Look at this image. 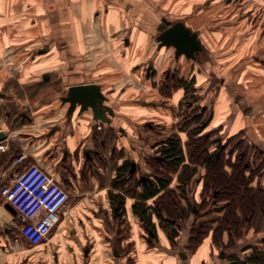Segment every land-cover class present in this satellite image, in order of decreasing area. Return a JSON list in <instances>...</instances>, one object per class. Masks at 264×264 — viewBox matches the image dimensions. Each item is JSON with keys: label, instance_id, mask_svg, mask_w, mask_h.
<instances>
[{"label": "crops", "instance_id": "obj_1", "mask_svg": "<svg viewBox=\"0 0 264 264\" xmlns=\"http://www.w3.org/2000/svg\"><path fill=\"white\" fill-rule=\"evenodd\" d=\"M214 1L217 0H196L192 5V0H0V16L4 17L0 19L1 46L10 39V32L18 29L26 43L24 54L55 60L52 66L35 72L33 81L19 86L24 92L22 103L0 88V131L5 133L0 140V188L10 184L23 165L38 163L75 192L60 215L59 225L36 246L21 235L22 217L0 194V264L124 263V258L113 257L107 241L97 253L96 243L80 244L78 228L84 227L88 234L86 227L90 224L93 231L113 239L117 224L111 216H106L108 221L103 224L94 222H100L103 215L98 204L104 202L108 209L106 193L112 188L111 181L123 156L137 161L142 148L150 151L148 142L143 145L137 137L148 119L142 113L167 111V107L147 106L148 100L144 95L137 96L140 88L132 87L134 84L126 76L130 73L125 71L129 65L134 73L143 72L144 85L148 87L145 93L151 88L157 91L144 69L149 60L156 66L157 75L159 64L160 72L163 63L166 67L168 52L157 50L152 37L155 23L163 17L180 19L199 31L210 53L204 64L205 82L212 72L217 80L223 78L215 89L210 125L220 128L223 136L239 134L254 149L264 150V20L258 21L260 13L257 17L252 11L245 14L249 29L259 28L257 35L242 45L238 34L232 50H220L219 38L214 40L212 35L220 25L216 28L210 23L218 18L206 13ZM2 54L0 51V57ZM107 62L116 64L113 71L105 66ZM87 83L98 84L107 98L104 104L114 111L110 123L94 120L89 109L78 115L77 107L70 117L66 115L68 103L60 98L67 94L69 86ZM171 92L174 104L181 92ZM150 102L158 105V101ZM22 152L25 158L18 163L16 157ZM86 152L92 157L88 158ZM73 172L77 178L71 175ZM84 203L85 207H81ZM82 211L88 219L85 223L78 221ZM244 231L245 234L247 230ZM252 232L251 235L255 231ZM130 235L131 264H229L227 256L217 254L220 249L208 240L197 249L183 250L182 245L169 247L165 239L155 246L145 244L135 225H131ZM179 250L187 254L185 259L178 256ZM80 251L83 255L78 257ZM249 252V248H241L236 255L242 258Z\"/></svg>", "mask_w": 264, "mask_h": 264}, {"label": "flooded vegetation", "instance_id": "obj_2", "mask_svg": "<svg viewBox=\"0 0 264 264\" xmlns=\"http://www.w3.org/2000/svg\"><path fill=\"white\" fill-rule=\"evenodd\" d=\"M232 1L233 0L228 2L225 1V4L228 5ZM177 21H181L184 27L189 31L187 40L184 41L182 38L180 45V48L185 51L179 54H176V48L172 45L159 46L160 41H157L158 35L163 30H167L172 27ZM191 33H195L196 40L198 42L196 45L197 48L192 51V44L189 38ZM176 36H181L179 31H175L171 35V38H175ZM152 37L157 50H167V64L166 67L162 69L161 74L157 75L156 66L152 60H149L145 65V74L149 79L151 78L153 86L157 88L158 93L165 94L166 91L169 92L170 95H167V99H171V91H179L181 92V95L178 101L174 104L171 103L172 99L170 100L171 102L168 103L161 102L159 104L158 102V105L155 102H146L147 106H154L155 108L157 106L167 107L166 110L170 116L169 119H171V123L162 124V121L157 120L158 118L161 119L160 116L156 114L144 121L143 125L145 129L137 133V137L142 139L141 141L143 145L148 142L147 144L150 147V151L142 148L141 158L137 161L127 155L123 156L124 158L121 165L117 167V170H115L114 178L111 181L112 188L106 193V197L108 199V209L104 206L105 204L100 206L102 213L106 216H111L117 224L113 239H109L108 242L110 243L109 246L112 250L111 253L113 257L124 258L123 264H131L130 260L133 262V258L131 256L133 243L130 240L131 225H135L137 227L139 238L145 244L150 246H155L161 241V239H165L169 247L182 245L183 250H192L193 247H195L193 249H197L206 239L207 235L201 239L195 236L196 233L200 231L198 228H201V225H203V222L198 221V225L191 230L189 229V234H187L185 239L180 242V235L182 234V231H184L186 219L189 217V214L192 213L195 217L201 216L194 209L193 205L196 202L200 207L207 200L211 201L213 204L218 201H222L221 199H218V189L211 183V179L207 178L208 175L206 173L209 171L208 162L204 160L203 157L201 158L193 155V151H197L198 147H202L204 153L208 156H213L217 163H221V159H223L224 156L222 153L227 150V154L229 155V159L227 160L231 162L228 166L240 161L242 162L243 167L247 168L248 173L250 172L251 174L254 173L253 171L255 170L252 168L254 167L253 156L256 157L257 155L262 154L264 157V150L254 152L255 149L250 143V148L244 147L243 144L244 142H247V140L242 138L239 134L233 136H223L220 128L210 125L214 115L213 108L215 89L218 87L219 83L223 82V78L217 80L212 72L209 74V80L205 82L206 70L204 68V64L207 58L210 57V53L202 44L199 37V31L185 24V22L180 19L172 20L163 17L155 23V32ZM254 59L258 60L259 57L255 56ZM177 107H183V110L182 114L179 115L180 119L177 118L178 120H174V118L178 115L176 114L175 117L173 115L174 111L177 110ZM91 114L93 117L92 111ZM113 115L108 116L109 121L105 122L110 123ZM191 123L194 124L193 127H190ZM160 124L164 125V127L169 125L170 128H175V130L166 136H162L160 135L158 129V125ZM121 129L122 128L120 127V130ZM170 136L178 138L183 151V160L178 164L175 171L171 169L173 166L171 163L172 160L164 156L161 147L163 141ZM148 138L151 139L150 142ZM97 151L98 150L95 152ZM86 156L88 158L92 157L89 152H86ZM61 158H65V153H63ZM199 169H202L203 173H198ZM165 172L169 178L166 188L168 190L169 197L172 198L173 201L172 210H166L162 205L158 206L157 204L159 203L158 196L163 194L164 191L158 193L153 198H141V195L143 194V185L147 182V180L155 181ZM71 175L77 178L76 173L73 172ZM253 182L252 176L249 184L253 186ZM189 185L195 186L196 191L193 193V198H190L194 204L191 203V208L188 211L184 208L182 200L184 201L185 198L188 199L187 188ZM257 185H259V183H257ZM207 192L210 194H207ZM109 194H117L121 196V207H117L115 204L111 203ZM129 200H131V202ZM139 203L144 204L146 211H142L141 209L139 210V208L134 207L136 204L139 206ZM222 207L223 206H221V208ZM156 208L159 209V212L155 210ZM221 210L225 211L224 207ZM223 215L224 212L223 214L221 213L219 218H215L218 225ZM252 219L253 218L251 217H246V225H243L241 228L233 230L229 225V230H224L219 237L216 239L210 238L211 244L220 249L218 254L221 256H227L229 264V257L232 254H236V252L230 251L227 253V249L224 248L234 247L233 244H236L235 238L237 237V233L240 231L242 233V230H249L252 228L250 226V221ZM224 233H226L225 240L223 238ZM258 245H260V243H258ZM252 246L253 245L248 244L245 245L243 249H250ZM113 249H116L118 256L114 255ZM183 250L178 251V256L185 259L187 254ZM128 257L132 259H129Z\"/></svg>", "mask_w": 264, "mask_h": 264}, {"label": "rangeland", "instance_id": "obj_3", "mask_svg": "<svg viewBox=\"0 0 264 264\" xmlns=\"http://www.w3.org/2000/svg\"><path fill=\"white\" fill-rule=\"evenodd\" d=\"M161 1V0H160ZM198 2V1H197ZM196 3V0H192V5ZM214 5L213 7H211L210 9L206 10L207 16L211 15L213 18L215 16H217L218 20L217 22L213 21L210 22L211 26H218L220 25V27H216L217 33H213L212 35L215 36L214 40H218V44L220 46V50H226V49H230L232 50V48H234L235 46V39L237 37V35L239 34L241 36V41H242V45L247 42L248 40L253 39L254 34L257 32V30H259V28L257 29H252L253 31H251L249 29L250 24H247V17H245V14H248V12L252 11V14H256L255 17H257V14L260 13V17H258V21H263L264 20V0H233L232 2L229 3V5L225 4V0H217L214 1ZM198 4V3H197ZM258 12V13H257ZM4 19V17L0 16V19ZM222 20V21H221ZM225 20V21H224ZM219 22V23H218ZM232 22V24H231ZM258 24V22H257ZM11 30V28H10ZM211 30V29H210ZM210 33V32H209ZM21 30L18 32V29H15L14 32H10V39L6 42H3L2 46L0 44V51H2L4 54H2L0 57V88H2V92L7 93L9 92V95L11 97H13V99H15V97L18 99L17 101L19 103H22V98L21 96L24 94V92L21 91V89L19 88V86L21 84H26L30 81H33L35 79V77L37 76V74L35 72L39 71L41 68H43L44 66H52V62H55L54 59H42L40 57H38V55L32 56V55H28V54H24V51L26 50V48H24V46L26 45V43L22 42V36H21ZM211 34V33H210ZM257 35V34H255ZM253 36V37H252ZM218 37V38H217ZM252 37V38H251ZM40 42H38L37 44H39ZM7 51V55L5 54V52ZM239 51V50H238ZM234 53H236V50L234 51ZM164 53L160 54V60L163 59V55ZM167 56V54H166ZM168 57V56H167ZM166 58V57H165ZM236 60V58L234 59V61ZM49 61V63H48ZM130 63V62H129ZM115 64V63H114ZM114 64H109L107 62V68L110 69L111 71L114 70ZM56 65H60L58 63L55 64ZM116 65V64H115ZM165 66V63H163L162 69ZM117 67V66H116ZM160 64L158 66V75L161 74L160 70L161 68ZM125 68V67H124ZM129 65L128 67H126V72L130 73V74H126L128 79V82H132V84H134V86L132 87H136L140 88L138 89L139 91L137 92V96H142L144 95V97H146V99L148 101H158L159 103H168L171 102L169 99H167V94L169 95V92L166 91L165 94L164 93H159L155 90V88H151L150 90H147L148 92H146V88L147 85H144V79H143V72L142 73H134L135 71L132 70V68L130 67L129 69ZM160 69V70H159ZM134 74V75H132ZM245 77L246 76H242ZM157 79V78H156ZM151 78L148 80L150 81ZM127 81H122L120 83H126ZM153 84V83H152ZM3 86V87H2ZM154 87V86H153ZM143 88V89H142ZM140 93V94H139ZM30 95L32 93L27 92V95ZM134 94V92H133ZM129 95V94H128ZM32 100V99H31ZM145 100V99H144ZM15 103V102H13ZM153 109H156L154 106L152 107ZM182 110L183 107H177V110L174 111L173 115L175 117L176 114H178L174 120H176L177 118L180 119V116L182 114ZM145 111V110H144ZM156 112V113H155ZM173 112V111H172ZM178 112V113H177ZM159 115L161 119H157V120H161L162 124H170L171 123V119L168 112L165 110H161L158 112V110L153 111H146L144 113H142V115H144V117L147 118H151L152 115ZM172 116V115H171ZM177 119V120H178ZM159 126V132L160 135L162 136H166L167 134L173 132L175 130V128H170V126H166L164 127V125H158ZM194 124L191 123L190 127H193ZM160 136V137H162ZM149 142L151 141L150 138H148ZM244 147H249L250 148V144L247 142H244L243 144ZM249 152V150H248ZM254 152H260V150L258 148H255ZM223 159H221V163L219 167H216L213 171L215 173H217L216 175H220V171L223 168H227L229 170V172H231V168L230 166V161L227 160L229 159V155L227 154V150L225 152L222 153ZM255 159V161H254ZM262 159V162H261ZM264 157L262 154L257 155L256 157L253 156V166L252 168H254L255 170L253 171L254 173H252L253 176V184L256 186L257 183H259V185L263 184L264 185ZM225 166V167H224ZM221 168V169H220ZM216 170V171H215ZM201 172L203 173L202 169H199L198 173L201 174ZM246 174L249 175L248 171H246ZM199 175V174H197ZM251 176V177H252ZM251 179V178H250ZM225 182L227 183L229 189L231 188V186L234 185L235 179L233 177H229V178H225ZM253 185V186H254ZM188 199L185 198V200H182V204L184 206V208L186 210H190L191 208V203L194 204V202L190 199L193 198V193L196 191V187L189 185L188 186ZM198 189V188H197ZM176 193V192H175ZM78 194H81L80 192ZM207 194H210L209 192H207ZM220 199V198H218ZM192 201V202H190ZM70 202L67 203V206L69 205ZM105 203H99L98 205H104ZM192 204V205H193ZM223 204H225V201H218L216 203H211V201H206L203 205H201L200 207L197 205V202L193 205L194 209L198 212L199 217H195L194 214L190 213L189 217L186 219V226L184 228V231H182V234L180 235V242L183 241L186 237L187 234H189V229L191 230L192 228H194L196 225H198V221L203 222V225H201V228L199 227L198 230H200L199 232L196 233L195 236H198V238H202L205 235H207L208 237L205 239L204 242H207V240L210 242V238H214L215 236V232H216V228H217V220H215V218H219L221 216V213L223 214V210H221V206H223ZM85 203L81 204V207H85ZM66 206V208H67ZM65 208V209H66ZM221 208V209H220ZM85 212L82 211V216H80V218L78 219L79 222L81 223H85L88 221V219H86L85 217ZM88 216H91L89 213H86ZM106 215H102V219L99 220L98 219H94V222H96V224L100 223L103 224L106 222L107 218H105ZM108 221V220H107ZM243 225H246L245 223ZM242 225V226H243ZM99 226V225H97ZM250 226L252 228L249 229V234L248 230L247 232L244 234V230H242V233L240 234V236L236 237V244H233V248H224L227 249L226 252L229 251H236L237 253L239 252V249L243 248L245 245H248L250 243L255 244L258 243L259 240L261 238L264 237V211H260L251 221H250ZM88 232H92V235H88L87 231L85 230V228L83 227H79L78 228V239L80 244L81 243H85V244H95L97 245V251H99V248L103 247V242L105 241H109V237H106L104 235V233H102L101 231H93L92 230V226L90 224H88V227H86ZM253 229L255 230L254 234L251 235V232L253 231ZM215 230V232H214ZM201 233V234H200ZM253 233V232H252ZM194 234V231H193ZM251 235V236H250ZM224 240L226 239V233H224L223 235ZM211 243V242H210ZM195 248V247H193ZM192 248V249H193ZM218 254V253H217ZM81 255H83V252L80 251V253L78 254V257H80ZM129 258V257H128ZM132 259V258H129ZM130 263L131 260H130Z\"/></svg>", "mask_w": 264, "mask_h": 264}, {"label": "trees", "instance_id": "obj_4", "mask_svg": "<svg viewBox=\"0 0 264 264\" xmlns=\"http://www.w3.org/2000/svg\"><path fill=\"white\" fill-rule=\"evenodd\" d=\"M226 2L230 0H225ZM163 154L166 158L172 160V168L175 171L178 164L183 160V151L179 143L178 138L170 136L166 138L161 144ZM193 155L196 157H203L208 162L209 171L206 173L208 179H211V183L218 189L219 198L225 201L223 204L224 215L216 229L215 239L220 236L224 230H237L245 223L246 217L254 218L260 211L264 210V185H250L251 173L246 174L247 168L243 167L242 162L237 161L231 164V172L228 169H221L220 175H216L213 170L220 166L213 156H208L204 153L202 147H198L197 151H193ZM216 171V170H215ZM251 171V170H250ZM212 176V177H210ZM233 177L235 179L234 185L229 189L225 178ZM168 176L165 172L160 175L155 181L147 180L143 185L142 199L153 198L158 193L164 191L163 194L158 196L159 205H162L166 210H172V198L168 195L167 185ZM208 188V187H207ZM111 203L117 207H121L122 198L117 194H109ZM135 208H139L142 211H146L144 204L134 205ZM138 210V209H135ZM159 212V209L156 208ZM236 232V231H235ZM241 231L237 233V237L240 236ZM198 237V236H197ZM230 264H264V238L260 240V245L250 247V252L245 254L242 258L236 254H232L230 257Z\"/></svg>", "mask_w": 264, "mask_h": 264}, {"label": "built area", "instance_id": "obj_5", "mask_svg": "<svg viewBox=\"0 0 264 264\" xmlns=\"http://www.w3.org/2000/svg\"><path fill=\"white\" fill-rule=\"evenodd\" d=\"M24 158L22 152L16 161L21 163ZM74 193L38 163L23 165L11 183L0 188L3 199L22 217L21 235L31 246L48 239L52 229L59 225L60 215L65 213L64 207Z\"/></svg>", "mask_w": 264, "mask_h": 264}, {"label": "water", "instance_id": "obj_6", "mask_svg": "<svg viewBox=\"0 0 264 264\" xmlns=\"http://www.w3.org/2000/svg\"><path fill=\"white\" fill-rule=\"evenodd\" d=\"M178 32L181 34L180 37L176 36L175 38H171V35L174 32ZM188 29L184 27L181 21H177L173 24L172 27L167 30H163L157 37V41H160L159 46H170L176 48V54L182 53L185 50L180 48L182 38L184 41L187 40L188 37ZM192 47L191 51L197 48V40L195 33H191L189 35ZM47 76V75H46ZM44 76L43 78H45ZM61 101L68 103V108L66 110V115L70 117L75 109L78 107V115L82 112L90 109L93 113L94 120L100 121H109L108 116H112L114 114L113 109L104 104L106 100L105 95L101 92L100 86L95 83H87V84H77L71 85L68 87L67 94L62 96ZM107 114V115H106ZM5 136V133L0 131V140H2ZM86 252V250H85ZM114 255L118 256L116 249H113Z\"/></svg>", "mask_w": 264, "mask_h": 264}]
</instances>
